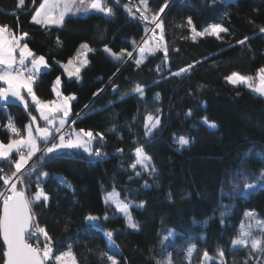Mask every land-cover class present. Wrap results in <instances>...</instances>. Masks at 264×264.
<instances>
[{"label": "trees", "instance_id": "1", "mask_svg": "<svg viewBox=\"0 0 264 264\" xmlns=\"http://www.w3.org/2000/svg\"><path fill=\"white\" fill-rule=\"evenodd\" d=\"M112 1L122 9L117 17L81 12L66 17L62 27H46L31 20L43 0H24L23 5L19 0H0V25L10 26L15 36L27 32L24 41L36 54L48 58L51 67L41 70L37 95L42 100L53 98L54 79L61 75L62 91L77 95L72 102L73 113L84 110L82 118L72 117L77 120L76 127L104 132L106 136L94 145H103L104 158H89L86 154L57 157L38 169L41 174L49 173L41 183L50 199L46 205L34 202L32 214L49 229L54 254L71 251L78 264H109L102 252L126 259L127 264H156L171 253L172 264H198L207 250L212 257L210 264H259L264 260V252L251 248L250 243L247 247L233 246L231 241L240 238L241 224L245 227L249 219L252 224L245 230L264 234V226L257 223L264 221V188L259 186L246 197L243 184L233 191L226 181L232 173L243 171L254 174L246 181L253 183L264 169V97L244 85L230 84L226 77L234 72L244 76L255 74L260 60H264V33L259 32L264 23L238 10L231 0H216L214 4L212 0H171L164 17L168 59L165 61L162 52L150 53L136 66L138 48L150 36L152 25L129 13L128 8L136 12L139 0ZM251 1L264 7V0ZM102 2L108 6L110 0ZM90 3L91 0L88 7ZM160 3L162 0H149V7L155 9ZM188 16H192L198 29L209 23H222L229 33L222 34V39H193L186 23ZM244 36L250 40L245 45L237 44ZM85 42L93 49L88 53L89 64L82 68L79 77L68 78L61 65L75 57L78 49L84 51L79 46ZM105 44L117 54L127 49L132 56L117 60L103 51ZM188 64L194 67L184 76L170 74ZM109 78L119 86L118 93L112 91ZM137 84L144 87L143 97L131 91ZM101 87L105 91L93 97ZM120 96L124 99L120 100ZM110 100L115 101L113 106L94 111ZM85 105L91 107L85 109ZM189 109L191 116L187 115ZM29 111L40 121L34 109ZM149 113L160 115L164 125L151 138L145 136L143 127ZM7 116H12L24 133L29 112L20 104L8 105ZM205 116L215 122L218 130H209L201 123ZM5 120L6 116L0 113V139L8 141L13 137L4 128ZM113 126L115 131H110ZM178 137L189 138L192 143L177 151ZM139 146L152 156L153 175L139 165L131 168L136 160L135 148ZM0 168L10 174L6 161H0ZM56 177H64L71 188ZM36 179L35 175L26 177V195L35 193L36 186L31 181ZM222 188L231 196L222 197ZM3 189L0 183V191ZM113 189L136 205L146 202L140 208L145 220L138 221V230L128 229L122 214L103 220L106 211L115 212L103 198V193ZM247 210H255L256 216L245 217ZM221 212L225 217H221ZM88 213L101 215L103 223L86 225L83 217ZM168 230L178 235L161 245ZM108 231L133 245L129 256L109 248L105 234ZM193 244L196 247L188 260L187 250ZM4 249L0 234V264L4 263ZM221 249L223 258L218 254ZM213 257H220L221 262Z\"/></svg>", "mask_w": 264, "mask_h": 264}, {"label": "snow or ice", "instance_id": "2", "mask_svg": "<svg viewBox=\"0 0 264 264\" xmlns=\"http://www.w3.org/2000/svg\"><path fill=\"white\" fill-rule=\"evenodd\" d=\"M155 2V0H154ZM213 4L216 0H212ZM89 0H43L39 7L35 10V14L31 17L32 22L37 25L48 26H64L66 17L76 16L81 12L88 13L95 11L103 13L106 16L113 14L112 7L106 6L102 0H91L90 7H88ZM171 0H162L155 9L149 7V0H139V7L136 12L128 8L129 13L139 19L143 20L146 24H151L152 36L156 38L157 45L151 49V53L162 52L165 61L168 59V47L164 43V17L167 15L166 10L169 8ZM19 4L23 5L24 0H19ZM127 7V6H126ZM151 13L149 16L148 13ZM225 17L228 13L223 14ZM186 23L195 37L212 36L217 39H222V34H228L229 28L225 27L222 23H211L207 27L198 29L195 25L192 16L186 18ZM159 30V36H156V31ZM260 33H264V27L259 29ZM7 33V36L5 35ZM28 33L24 32L20 36H15L10 26L0 25V101L9 102L10 98H14L23 106V109L29 112L30 120L25 126L26 134H21V129L18 128L13 122L11 116L8 117L7 123L4 127L10 131L13 138H10L7 143L0 140V161H6L10 166V174L5 173L3 168H0V183L3 184L4 190L0 191V205H2V214H0V234H2L3 242L6 245L4 252V264H78L74 253L71 251L60 252L58 255L54 254L53 237L50 235L47 226H42L37 217L32 214V207L34 202H41L47 204L50 199L48 192L42 186V181L49 177V173L43 172L42 174L38 169H42L46 163H50L57 157H70L75 158L86 154L89 158H104L106 153L103 151V145L94 147L100 144L101 141L106 139L104 132H96L92 129L77 128V119L82 118L81 110L79 113H73L72 102L77 99L76 93L65 95L61 91L62 77L57 75L54 79L52 89L55 98L51 100H42L37 95L36 87L38 81L42 80L41 70L49 69L50 64L48 58L43 54H36L27 42L21 43L28 37ZM149 37L148 39H150ZM250 40L249 36H244L243 39L237 40L239 45H245ZM59 42V37H57ZM147 43V39L145 41ZM80 49L87 51L80 52L78 49L75 57L69 58L66 63H62V68L67 74L68 78L79 77L82 68L89 64L87 59L88 53L93 51L87 42L80 44ZM103 51L114 56L117 60H122L126 55L132 56L131 52L127 49H122L120 54H117L107 44L104 45ZM140 59L135 61L136 66L141 65L145 59L146 48L139 49ZM83 56L80 60L79 57ZM193 64H188L186 67L180 68L172 76H184L186 73L193 69ZM119 71V69H117ZM259 84L254 88L253 77L244 76L240 73L234 72L226 77V80L234 85H244L253 92L259 93L264 97V66L258 70ZM115 75V74H114ZM110 85L114 93L119 92V86L111 83ZM105 91L104 87L98 88L93 97L99 96ZM132 92L143 97L144 87L137 84ZM120 100L124 96L119 97ZM115 101L110 100L103 108L94 109L95 112H101L109 106H113ZM91 105H85V109L90 108ZM34 109L43 121L41 126L40 121L36 115H32L29 111ZM160 110L157 109V112ZM188 116L192 115V109L187 112ZM203 123L209 130L215 131L217 125L215 122H210L205 116L202 118ZM145 136L147 138L153 137L155 134L162 131L164 125L160 115H153L149 113L143 124ZM110 131H115L113 126ZM176 143L179 145L177 151H181L189 147L192 141L186 137L175 138ZM123 152V149H118ZM13 154L17 158L13 159ZM135 163L131 165L132 169H136L139 165L149 175H153L154 169L151 167L152 156L149 155L143 148L139 146L135 148ZM35 158V160H34ZM29 162H32L31 164ZM35 175L37 179L31 181L35 183L36 191L32 195H26L27 185L25 179ZM139 175V173H137ZM250 173L243 171H236L231 174V178L226 181L233 191L241 188L243 184V192L246 197L253 194L258 185L264 188V169L260 170L259 175L255 176L256 183H247L250 178ZM62 184H68L64 177H56ZM18 184L21 185L18 188ZM147 187V184L145 185ZM221 195L231 196V193H226L221 189ZM112 201L115 208L122 213L126 220L128 229L138 230L140 225L134 219L131 208L132 202H125L114 198V193L109 192L104 201ZM146 202H140L136 205L138 208H144ZM222 207H226L221 205ZM221 217H225V213L221 212ZM245 217L253 218L256 216L255 210H247L244 212ZM102 218L98 215L91 213L83 217L86 225L91 222L100 221ZM109 216L107 213L103 220L107 221ZM205 224L207 221L204 222ZM258 224L264 226V221H257ZM107 236L109 248L115 247L112 236L113 233L108 231L105 233ZM178 235L174 230H168L166 235H163L160 240L161 245L165 241ZM43 237V247L39 237ZM36 238V244L29 243L30 238ZM233 246L242 245L251 248L259 249L264 252V241L258 238H252L250 230H245L241 224L240 238L231 241ZM195 244L191 245L188 249L189 255L195 248ZM118 250V249H117ZM219 256L223 258L224 251L221 249L218 252ZM101 255L106 258L109 264H127L126 259L122 260L116 255L102 252ZM205 264L211 259L207 250L203 252ZM156 264H172L171 253H167L165 260H157ZM247 264V262H245ZM259 264H264V260L259 261Z\"/></svg>", "mask_w": 264, "mask_h": 264}, {"label": "rangeland", "instance_id": "3", "mask_svg": "<svg viewBox=\"0 0 264 264\" xmlns=\"http://www.w3.org/2000/svg\"><path fill=\"white\" fill-rule=\"evenodd\" d=\"M232 1V4L238 9V10H240V11H242V12H244V13H247V14H250L252 17H254L258 22H260V23H264V7H261V6H256L251 0H231ZM109 7H112V9H113V14L111 15V16H113V17H117L120 13H121V11H122V9H121V7L120 6H116L114 3H113V1L112 0H110V3H109V5H108ZM90 7V6H89ZM90 12V11H89ZM123 16L124 17H126V14L123 12ZM209 24H211V23H209ZM209 24H207V25H204V26H202L200 29H202V28H205V27H207ZM159 31H156V36H159ZM6 36H7V33L5 34ZM18 37V36H17ZM149 37H151L150 39H148ZM148 38H147V43L146 42H144L143 43V45H141L139 48H138V51H137V58L136 59H140L141 58V56H140V52H139V49L141 48V47H144V48H146V52H145V57L148 55V54H150L151 53V49L152 48H154V47H156V45H157V40H156V38L155 37H153L152 36V33L150 34V36H149ZM146 41V40H145ZM26 41H21V43H25ZM30 47V46H29ZM84 51H87L86 49H84ZM84 51H82V52H84ZM81 52V53H82ZM79 59L80 60H82L83 59V56L81 55L80 57H79ZM88 59V58H87ZM67 62V61H66ZM66 62H63V63H66ZM66 73V72H65ZM67 75V74H66ZM62 77V76H61ZM1 86H3V85H1ZM254 88H255V85H254ZM61 91H62V87H61ZM64 93V92H63ZM65 95H67L66 93H64ZM55 98V96L53 97V98H51V99H54ZM50 99V100H51ZM27 125V124H26ZM21 134H26V128H25V131H24V133H21ZM1 140V139H0ZM3 141V140H2ZM5 143H7L8 141H4ZM30 163V162H29ZM253 183H256V182H253ZM258 187H259V185H258ZM257 187V188H258ZM109 192H112V193H114V198L115 199H118V200H123V201H125V202H132V208H131V212H132V215L134 216V219L136 220V222L138 223V221H140V222H144V220H145V216H144V214L142 213V211L140 210V208H138V207H136V203L135 202H133V201H129V200H127L126 198H123L121 195H120V193H119V191L117 190V189H113V190H110V191H108V192H105V193H103V198L109 193ZM244 193V192H243ZM107 204H109V205H111L114 209H115V212H113V211H106L104 214H103V216H105V214L107 213V215L108 216H111V215H114V214H122V213H120L116 208H115V204L110 200V201H108L107 202ZM91 214H94V215H98V216H100L101 217V215H99V214H97V213H91ZM126 221V220H125ZM95 223H99V224H102L103 222H102V219L100 220V221H97V222H95ZM139 224V223H138ZM250 224H252V221L249 219V220H247L246 221V223H245V228L246 229H248L249 228V226H250ZM154 232L156 231V228H154V230H153ZM262 237H264V234L263 235H261ZM261 236H260V234H257V233H252V238H258V239H261ZM112 239H113V242H114V245H115V247H112V249L113 250H117V251H119V252H122L124 255H126V256H129L131 253H132V251H133V245L130 243V242H128V241H126L125 239H123L121 236H112ZM189 249V248H188ZM193 251H194V249H193ZM193 251H192V253L189 255V252H188V250H187V259L188 260H190L191 259V257H192V255H193ZM210 257V256H209ZM213 258H215V260L217 261V262H221V259H220V257H213ZM211 260H212V257H211V259L209 260V261H207V264H210V262H211ZM198 264H205V261H204V258H203V255H202V259L200 260V262H198Z\"/></svg>", "mask_w": 264, "mask_h": 264}, {"label": "built area", "instance_id": "4", "mask_svg": "<svg viewBox=\"0 0 264 264\" xmlns=\"http://www.w3.org/2000/svg\"><path fill=\"white\" fill-rule=\"evenodd\" d=\"M263 48H262V52L264 53V43H263V46H262ZM7 108H8V105L7 104H0V113L2 114V115H4V116H6V120H5V124L7 123V120H8V117L9 116H7ZM11 118H12V120H13V122L15 123V125L18 127V125H17V123L15 122V120L13 119V117L11 116ZM5 128V127H4ZM19 128V127H18ZM6 129V128H5ZM7 130V129H6ZM7 131H9V130H7ZM10 132V131H9ZM4 190V189H3ZM39 240L41 241V247H43V243H42V241H43V237L41 236V237H39ZM28 242H30V243H32V242H34L35 244H36V238L35 237H33V238H30L29 240H28ZM34 245V244H33Z\"/></svg>", "mask_w": 264, "mask_h": 264}, {"label": "crops", "instance_id": "5", "mask_svg": "<svg viewBox=\"0 0 264 264\" xmlns=\"http://www.w3.org/2000/svg\"><path fill=\"white\" fill-rule=\"evenodd\" d=\"M35 14V13H34ZM261 41H264V35H261ZM261 66H264V60H260V63L258 64L257 66V69H256V72L253 76H249V77H253V86L255 85V87L258 86L259 84V76H258V72L257 70L261 67ZM38 117H39V114L37 113ZM40 121L43 123L42 119L39 117Z\"/></svg>", "mask_w": 264, "mask_h": 264}, {"label": "water", "instance_id": "6", "mask_svg": "<svg viewBox=\"0 0 264 264\" xmlns=\"http://www.w3.org/2000/svg\"><path fill=\"white\" fill-rule=\"evenodd\" d=\"M139 46V45H138ZM137 46V47H138ZM1 86V85H0ZM0 104H7V105H18L19 102L16 101L14 98H10L9 102H4V101H0ZM0 214H2V205L0 206ZM1 238H2V241H3V237H2V234H1ZM4 243V242H3ZM30 243V242H29ZM5 246V249H4V252L6 251V245L4 244ZM4 261H5V257H4ZM4 264V263H3Z\"/></svg>", "mask_w": 264, "mask_h": 264}]
</instances>
